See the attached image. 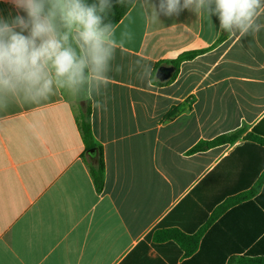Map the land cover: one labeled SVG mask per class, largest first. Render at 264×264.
I'll use <instances>...</instances> for the list:
<instances>
[{
    "label": "crops",
    "instance_id": "crops-1",
    "mask_svg": "<svg viewBox=\"0 0 264 264\" xmlns=\"http://www.w3.org/2000/svg\"><path fill=\"white\" fill-rule=\"evenodd\" d=\"M17 11L0 0V16ZM159 20L134 1L115 26L131 39L111 83L87 97L101 191L75 97L57 89L40 104L0 108V264H241L264 243V30L219 41L216 15L184 9ZM194 50L157 83L170 78L156 79L160 66ZM239 129L232 144L188 152Z\"/></svg>",
    "mask_w": 264,
    "mask_h": 264
},
{
    "label": "clouds",
    "instance_id": "clouds-1",
    "mask_svg": "<svg viewBox=\"0 0 264 264\" xmlns=\"http://www.w3.org/2000/svg\"><path fill=\"white\" fill-rule=\"evenodd\" d=\"M10 3L18 11L0 16V108L15 101L40 104L57 89L73 97H92L109 86L117 49L131 39L127 31L118 38L108 19L113 0ZM140 7L152 23L160 22V14L171 17L189 9L216 15L221 30L240 38L264 30V0H160L158 8L151 0H140ZM135 63L141 68L138 78L151 75L149 65ZM122 70L119 65L115 68L117 73ZM96 107L106 110L99 102Z\"/></svg>",
    "mask_w": 264,
    "mask_h": 264
},
{
    "label": "trees",
    "instance_id": "trees-1",
    "mask_svg": "<svg viewBox=\"0 0 264 264\" xmlns=\"http://www.w3.org/2000/svg\"><path fill=\"white\" fill-rule=\"evenodd\" d=\"M135 0H124L122 4H117L116 0H113V9L109 13L108 19L113 23L114 27L117 25V23L122 19V17L127 13V11L131 8ZM91 3L92 0H89ZM228 37V33L226 31L221 30V34L219 36V41L224 40ZM202 53V50H194V51H186L181 54H179L174 60H171L168 62L169 65L173 67V72L170 76V78L165 82H158V84H164L167 82L172 81L178 71L179 64L182 61L191 60L197 55ZM162 63H158L155 66V69H157L158 66H160ZM154 73V72H153ZM76 104H77V115H76V123L78 130L80 132L82 142L84 145V156L87 159V165L89 168V172L92 178V181L98 191H101L104 184V163L102 159V154L99 148H96L93 136H92V130H91V123H90V105L89 101L86 96L81 95L80 97H75ZM83 102V106L80 105V103ZM243 129L236 130L229 134H223L220 136H217L211 140L207 141H200L197 144H195L188 152L189 153H196L204 151L208 148L222 145V144H232L236 141V139L243 133ZM246 140H257L252 139L248 136L245 137ZM89 149H94V152L92 154L88 153ZM264 165V164H262ZM264 180V176L259 177L258 181L256 183V186L260 184V182ZM243 199L248 198L247 195H242ZM216 199L212 200L209 207L213 205V203H216ZM202 217H198L197 220H200ZM248 256H244L241 259V264H264V243L259 242L255 248L251 250L247 254ZM232 261V260H231Z\"/></svg>",
    "mask_w": 264,
    "mask_h": 264
},
{
    "label": "water",
    "instance_id": "water-1",
    "mask_svg": "<svg viewBox=\"0 0 264 264\" xmlns=\"http://www.w3.org/2000/svg\"><path fill=\"white\" fill-rule=\"evenodd\" d=\"M173 71V67L171 66H160L155 73V77L156 79L160 80V81H164L167 80L171 73ZM81 106H83V102L80 103ZM94 152V149H89L88 153L92 154Z\"/></svg>",
    "mask_w": 264,
    "mask_h": 264
}]
</instances>
